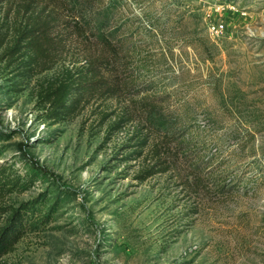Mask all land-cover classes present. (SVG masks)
Masks as SVG:
<instances>
[{"label":"rangeland","instance_id":"374dc122","mask_svg":"<svg viewBox=\"0 0 264 264\" xmlns=\"http://www.w3.org/2000/svg\"><path fill=\"white\" fill-rule=\"evenodd\" d=\"M110 2L124 25L118 37L138 47L129 70L121 58L130 92L51 119L40 83L79 46L60 49L44 73L28 67L24 51L8 54L16 16L0 0V162L32 178L5 207L39 203L33 213L45 219L28 218L2 263L264 264V0ZM213 24L224 31L212 34ZM130 70L137 78L127 84ZM147 95L181 119L177 138L141 121L117 126ZM186 140L202 153L183 155ZM151 168L159 172L143 181Z\"/></svg>","mask_w":264,"mask_h":264},{"label":"trees","instance_id":"16d2710c","mask_svg":"<svg viewBox=\"0 0 264 264\" xmlns=\"http://www.w3.org/2000/svg\"><path fill=\"white\" fill-rule=\"evenodd\" d=\"M7 1L11 3L10 9H14L16 16L14 42L8 54L15 56L24 51L28 67L34 66L44 73L56 67L55 58L60 49L67 48L71 42L79 46L73 52L72 62L62 67L54 78L40 83L38 103L51 119H60L92 98L112 99L118 98L125 91L130 92V89H126L128 85L122 83L121 58L123 54L126 62H130L125 65L129 70L135 63L138 47L129 35L118 37L124 25H119L117 11L110 0ZM67 53L70 54V51ZM126 75L124 80L128 81L127 84H132L137 78L131 70ZM161 99L162 96L147 95L136 103L139 108L135 112L122 110L117 126L141 121L147 126L146 129L151 128L168 138H177V125L181 119L168 116L164 108L159 106ZM181 128L185 129L184 132L191 129L188 126ZM183 136H187L186 133ZM196 143L181 141L182 154L202 153L203 147ZM27 161L36 174H49L35 160L29 158ZM207 169L209 166L203 173ZM158 172L151 168L142 171L139 177L145 181ZM218 178L221 176L213 180V184L219 188L224 182ZM31 181L32 178L16 175L12 168L0 162V264H3L6 255L15 251L28 227L34 223L32 220L28 222L30 216L39 218L35 225L45 221L44 216L41 218L33 213L39 203L28 202L18 207H5L6 199L18 190L29 187ZM45 216L48 218L50 214Z\"/></svg>","mask_w":264,"mask_h":264},{"label":"built area","instance_id":"2783aa9c","mask_svg":"<svg viewBox=\"0 0 264 264\" xmlns=\"http://www.w3.org/2000/svg\"><path fill=\"white\" fill-rule=\"evenodd\" d=\"M225 29L224 25H219V24H213L212 26H210V32L212 34H218L223 32Z\"/></svg>","mask_w":264,"mask_h":264}]
</instances>
